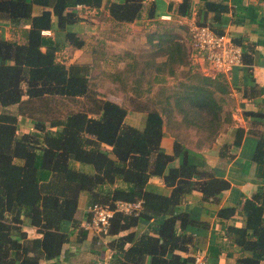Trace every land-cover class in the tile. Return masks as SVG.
<instances>
[{
	"label": "trees",
	"instance_id": "16d2710c",
	"mask_svg": "<svg viewBox=\"0 0 264 264\" xmlns=\"http://www.w3.org/2000/svg\"><path fill=\"white\" fill-rule=\"evenodd\" d=\"M142 2L0 0V19H7L18 32L16 39L0 35V264H38L41 258L57 257L76 228L86 231L75 218L81 193L87 195L89 205L97 202L112 206L117 199L143 200L136 215L116 212L110 219V233L128 229L140 219L165 216L155 233L145 231L134 239L130 230L118 238V247L131 240L123 250L120 264H136L147 255L149 264H190L191 258L183 257L180 250L187 249L191 237L178 232L177 225L183 228L197 221L187 211L175 208L192 189L199 190L206 199H215L229 187V181L217 176L213 169L200 168L186 159L171 165L175 155L185 149L176 137L172 153L160 150L163 125L165 122L172 128L179 112L182 121H193L198 131L214 135L219 128L220 106L213 89L223 90L226 86L209 76L187 74L196 80L181 81V90L172 95H159L156 102L160 108L134 107L146 112L140 128L125 122L126 107L99 95L91 82L88 62L66 64L57 57L63 48L61 42L43 33L46 29L62 31L70 44L81 47L84 40L67 28L80 18L72 8L103 5L112 20L127 22L139 17ZM33 4L40 7L35 14ZM189 6L190 0H181L179 13H188ZM204 7L215 11L216 19L228 9L222 2L209 0ZM157 36L155 46L164 57L158 61L152 56L145 68H153L152 81L161 82L164 74L159 77L158 73L173 75L175 65L186 64L189 48L174 39L167 27ZM135 63L130 66L132 72L137 67ZM147 88L133 91L139 96L140 90ZM60 98L86 99L81 107L60 116L36 115L50 113V102ZM18 116H28L34 129L19 131ZM252 159L263 171L264 138L257 141ZM78 163L90 164L92 170H85ZM150 175L162 176L171 187L170 192L147 190L145 184ZM234 211V206H226L219 208L217 214L230 216ZM241 211L244 224L229 225L228 231L233 242L251 253L237 260L260 264L264 261V184L244 199ZM66 220L71 226L63 230ZM24 225L35 227L39 235L29 236Z\"/></svg>",
	"mask_w": 264,
	"mask_h": 264
},
{
	"label": "crops",
	"instance_id": "0c3cea01",
	"mask_svg": "<svg viewBox=\"0 0 264 264\" xmlns=\"http://www.w3.org/2000/svg\"><path fill=\"white\" fill-rule=\"evenodd\" d=\"M180 1L143 0L139 17L127 22L112 20L103 5L99 8L77 5L72 9L80 18L77 22L68 24L67 28L75 31L84 40L83 46L77 49L81 52L87 51V55L90 54V56L95 45L91 43L92 40L90 42L86 38L88 29L83 23L88 21L83 19L84 15L78 11V8L82 6L95 11L94 17H91L95 22L94 27L108 20L106 23L110 24L106 27L108 32L111 33L115 29L113 27L115 23H120L117 26L125 30L127 38L123 44L110 42L103 37L98 38L103 42L106 40L105 43L101 41L100 43L107 48L112 47L114 52L122 48L132 50L137 36H143L148 30L150 35L145 41L149 42L152 39L157 43L159 41L157 34L167 27L174 33V39L185 43L191 54L190 39L188 41L185 34L186 28H189L192 23L199 22L209 23L221 29L241 45L242 63L233 66L227 73L213 72L207 63H203L197 57H195L197 60L195 63L191 61L192 64L188 66L182 65V68L188 70L187 74L190 76L195 73L200 76H209L222 81L226 86L227 89L223 90L213 89L215 101L220 106L219 128L214 135H207L205 132L208 131H198L195 127L196 123L182 121V115L176 112L173 118L176 123L173 121L172 128L167 127L164 122L160 150L172 153L173 143L177 137L185 151L178 152L170 161L171 165H178L186 159L187 162L196 164L200 168L213 169L217 176L229 181V187L215 199H206L202 197L199 190L192 189L185 193L184 199L176 206L175 211H187L189 217L197 221L187 223L183 228L177 225L178 232L191 237L187 249L180 250L181 255L191 258L190 264L196 253L206 254L209 264H243L239 263L237 258L241 255H249L251 251L242 250L233 242L228 226L244 224V214L241 211L243 201L264 184V170L262 171L252 159L257 141L261 137L264 138V0H209L222 2L228 6L227 11L220 12L217 19L215 11L205 10L204 2L208 0H190L186 14L178 11ZM39 9L37 4H33L32 13H37ZM102 11H104V20L97 16ZM110 21L113 23L111 24ZM156 30L157 33H154ZM43 33L56 37L63 48L72 46L65 39L62 31L46 29ZM0 35L7 39L18 38L16 28L7 19H0ZM117 57L118 54L114 56V58ZM74 60L70 59L69 62ZM80 60V58L76 59V61ZM164 75L167 74L164 73ZM185 76L188 82H194L190 76L189 78L186 74ZM145 115V111L133 107L127 110L125 122L141 128L145 122ZM163 117L166 121L164 115ZM106 146L109 147V145ZM78 165L85 170H92V166L88 164L78 163ZM145 188L162 194L169 193L171 189L159 175H150ZM88 205L87 195L81 193L75 211V218L79 220L80 225L89 216ZM226 206H234V213L230 216H219L218 209ZM164 217L161 215L156 218L140 219L138 224L116 233L97 234L76 228L69 239L63 243L57 257L41 258L38 264H120V260L124 259L123 250L131 244V240H126L122 247H118V238L130 230L134 232V239L145 231L155 233ZM70 226L71 222L66 220L62 229L67 230ZM37 235L39 234L36 228L32 226V237ZM136 264H149V256L140 259ZM260 264H264V261Z\"/></svg>",
	"mask_w": 264,
	"mask_h": 264
},
{
	"label": "rangeland",
	"instance_id": "374dc122",
	"mask_svg": "<svg viewBox=\"0 0 264 264\" xmlns=\"http://www.w3.org/2000/svg\"><path fill=\"white\" fill-rule=\"evenodd\" d=\"M78 11L82 15H84L83 19L88 21L86 23H83V21L81 22L86 25L88 29L86 31V38L90 42L92 40L93 42L91 43H93V45H95L96 47L94 49L92 48L91 56L90 54L87 55V51L81 52V50H78L77 47L73 45L67 48L64 47L57 52V57L60 60H63L66 64L71 63L69 62L70 59H75L74 61H76V59L78 60L79 58L81 59L79 61L81 63L88 62L91 82H93V86L95 87V89L99 91V95H103L105 97L116 100L124 107H126L127 110H129L136 106L142 108H160V106L156 102V98H158L159 95H172L173 93H175V91L181 90L180 82L187 81V77L185 76V74L187 75L188 70H185L186 68H182V66L180 65H175V73L173 75H168V73H166L167 75H163L164 72L160 71L158 73V76L162 77L163 75V77L165 78L161 82L152 81L151 77L153 76L154 69L151 68V66V69L145 68L146 62L150 61V59H152V56L158 61H160L164 57L157 46H155V41H153L152 39L149 42L145 41L146 38L148 40L150 30L144 32L143 36H137L136 44H134L132 50L122 48V50L114 52L112 47L107 48L105 45H102L100 41H103L98 40V38L103 37L110 42L114 41L123 44V42L127 38V35H125L124 29L117 26L120 25V23H115L113 26L115 29L110 33L106 29V27L110 25L106 24L108 20L104 21L103 23H99L98 27H94L93 24L95 22L91 19V17H94L93 14L95 13V11L92 10V8L89 10L88 8L82 6L78 8ZM100 13L101 14H97V16L103 19L104 11ZM110 22L111 24L113 23V21ZM89 23L91 24L89 25ZM186 31V39L188 38L187 40L189 41V28H186ZM154 33H157V30ZM116 54H118V57L114 58ZM88 58L91 59L83 60ZM97 58H101V60H98ZM134 61H136L135 66L137 67L133 68L135 71L132 72L130 71V66L133 65ZM191 61L195 63L197 60H195V57H193L192 54L187 53L186 65L188 66L192 64ZM195 80L196 78L194 76V81ZM146 87H149L147 88V91L142 92L140 90L141 94H139V96L135 95L136 91H133V89H146ZM159 91H161V93ZM85 99L86 98H77L70 100L60 98L56 101L50 102V105L48 106L49 108L47 109L48 111H50V113L46 114L45 112H37L36 115H40L42 117H49L51 115L60 116L67 110L77 109L81 107V105H84L83 101H85ZM37 105L42 108V105H40L38 102ZM43 108L46 109L47 106H44ZM33 129L34 123L28 116H18L19 131H29ZM23 228L27 230L29 236H32V226L24 225Z\"/></svg>",
	"mask_w": 264,
	"mask_h": 264
},
{
	"label": "built area",
	"instance_id": "2783aa9c",
	"mask_svg": "<svg viewBox=\"0 0 264 264\" xmlns=\"http://www.w3.org/2000/svg\"><path fill=\"white\" fill-rule=\"evenodd\" d=\"M189 32L192 56L207 63L213 72L227 73L242 63V47L228 33L217 32L209 23L200 22L192 23ZM142 207L141 198L117 199L112 206L95 202L88 205L89 216L80 226L97 234L107 233L110 219L116 212L136 215ZM192 264H209L206 254L196 253Z\"/></svg>",
	"mask_w": 264,
	"mask_h": 264
}]
</instances>
